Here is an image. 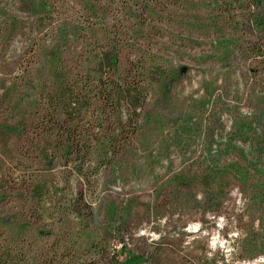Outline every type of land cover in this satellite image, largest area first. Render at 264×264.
Segmentation results:
<instances>
[{
	"label": "rangeland",
	"instance_id": "1",
	"mask_svg": "<svg viewBox=\"0 0 264 264\" xmlns=\"http://www.w3.org/2000/svg\"><path fill=\"white\" fill-rule=\"evenodd\" d=\"M0 198L46 264H264V0H0Z\"/></svg>",
	"mask_w": 264,
	"mask_h": 264
},
{
	"label": "trees",
	"instance_id": "2",
	"mask_svg": "<svg viewBox=\"0 0 264 264\" xmlns=\"http://www.w3.org/2000/svg\"><path fill=\"white\" fill-rule=\"evenodd\" d=\"M48 60V59H47ZM119 64V58L117 55V51L110 50L105 51L101 58L98 60L99 67H106L109 71L116 70ZM49 71L56 77L59 76V71L63 68L60 67V63H56L55 58L49 59L47 62ZM60 80L58 84L63 82L64 77L56 78ZM100 83L103 84L106 80H103V76L100 77ZM84 80L79 79L77 84L83 88L85 85ZM107 82V81H106ZM112 89L108 88V94L110 95L109 102L111 104H119L120 101L128 103L132 106L133 110L136 112L138 107L141 106V101L145 100L146 89L144 90H133L127 88L123 91H116L117 88L114 87L113 84H109ZM59 87V85H58ZM64 88H58V92L56 94H51L49 96V100L54 102V98L57 100L56 105L57 108V118L60 127L67 129V137L63 140V144L61 147L64 149V153L69 156L74 151L81 152L82 148L85 147L86 141H91L90 146L92 145L93 139L91 136L88 139L71 137V133L79 130L78 128L72 129L73 122H82L85 121L83 116H81V111L84 108L91 107L93 103L91 101L90 95H83L81 93H76L74 89L70 86H63ZM75 114V115H74ZM102 127V124H99ZM99 141V140H98ZM105 143V142H104ZM89 146V149L91 148ZM36 189L34 193V200H36V204H42L46 199H43L47 194L45 186L41 183L36 185ZM44 193V194H43ZM0 198V203L2 202ZM19 219L17 216L8 217L6 214H0V264H46L49 259H55L59 250H53V254L51 256H46L45 258L38 254L37 250L32 249V245L29 244L27 237H24L22 234L21 226H17ZM35 239L41 237L40 232L34 233ZM264 252V250H263ZM47 255V254H46ZM144 256L140 254H133L132 252L128 253V259H131V263L138 264L142 262Z\"/></svg>",
	"mask_w": 264,
	"mask_h": 264
}]
</instances>
